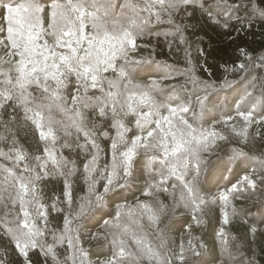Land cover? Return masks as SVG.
<instances>
[{"label": "snow or ice", "instance_id": "6c2138e0", "mask_svg": "<svg viewBox=\"0 0 264 264\" xmlns=\"http://www.w3.org/2000/svg\"><path fill=\"white\" fill-rule=\"evenodd\" d=\"M189 8L227 35L256 23L264 26V0H0V62L9 65L0 72V160L8 162L0 163V264H36L33 253L43 256L44 264H89L84 237L109 249L105 264H173L167 229L159 227L165 216L183 208L191 230L192 222L205 223L211 205L226 208L230 196L264 185V176L252 178L264 172V158L250 157L243 149L229 152L217 143L229 135L246 143L249 127L264 124V77L251 79L249 72L242 90L227 79L210 84L190 67L189 51L180 72L182 95L164 91L161 81L176 78L169 65H156L163 72L160 79L136 83L156 64L129 58L137 41L167 17L174 31L165 35L185 43L186 26L177 25L175 16ZM196 51L199 65L209 53ZM237 51L243 61L233 62V73L257 63L264 67V54L254 59L239 45ZM228 88L236 95L226 93ZM237 117L242 126H232L228 134L202 130L212 122L227 128ZM29 129L34 147L19 139V132ZM100 140L110 141L111 151L102 166ZM215 149L227 157L225 171L233 164L253 166L231 187L220 191L217 185L208 199L202 194L211 191L208 178L202 183L201 176H211L205 153ZM29 155L35 166L27 162ZM78 180L85 186L79 196L74 193ZM46 183H58L61 194L46 201ZM160 194L169 195L170 203ZM58 217L62 225L50 228ZM207 223L231 262L224 228L216 231ZM228 223L229 213L222 211V224ZM259 223L264 225V218ZM256 231L255 225L250 228ZM188 243L191 257L181 243L180 264H215L196 259L203 257L205 245ZM247 264H255L254 259Z\"/></svg>", "mask_w": 264, "mask_h": 264}, {"label": "trees", "instance_id": "16d2710c", "mask_svg": "<svg viewBox=\"0 0 264 264\" xmlns=\"http://www.w3.org/2000/svg\"><path fill=\"white\" fill-rule=\"evenodd\" d=\"M3 15L0 10V16ZM183 22L186 26L184 33L185 43H181L178 37L172 35H165V33L173 32L174 26L168 22L167 17L162 18V22H154L149 26L143 39L137 41V47L135 50L129 53L130 59H154L156 64L152 65L151 75L146 76L142 80H137L136 83H147L150 79H160L163 72L158 70L156 65H169L175 69V79L162 80V86L165 92H171L173 89L177 93H180L181 85L184 83V78L180 75L188 62V52H191L192 62L190 67L194 68L201 80H205L210 84L219 85L224 83L225 79L232 82L233 87L239 86L238 90H242L247 87V81L245 76L251 73V79L257 76L264 77V67H261L257 63L254 67H250L248 71L240 73H233L231 69L235 64H239L243 61V57H239L237 46L246 48L249 54L254 58H258L264 54V26L260 23L254 24L251 28H246L245 31H234L231 35H227L224 32L214 29L205 23L201 18L199 11L193 12L191 8L184 11L181 10L175 16V23L178 25ZM2 23V22H0ZM197 48H204L209 55L200 59L199 65L196 63ZM205 60L207 63H205ZM147 66V65H146ZM9 67L7 64L0 62V72L6 70ZM107 75L111 76L109 72ZM3 77H0L2 79ZM95 91V90H93ZM226 93L236 95L232 92L231 88L225 89ZM182 95V93H180ZM70 99V97H69ZM11 111V109H9ZM226 112L230 111L225 109ZM166 114V113H165ZM231 115L236 116L234 110H231ZM226 117H221L224 119ZM259 119V116L256 117ZM243 121L238 117L229 121L226 128L223 123L212 122V124L204 125V131H214L218 134H228V129L232 126L240 128ZM134 125H129L133 127ZM91 128V125H88ZM249 139L245 143L237 140L233 135H229L228 140L217 141L220 148H227L229 152L231 149H243L246 155L250 157L264 158V124H253L248 129ZM3 132L0 130V135ZM112 135L115 132L112 131ZM130 135V134H129ZM19 139L25 147H34L35 138L29 129L27 132L20 131ZM81 141L83 142V134L81 133ZM101 148L104 152L101 154L100 165L102 166L106 160H110V141H99ZM205 158L210 161L208 166L211 171V176L208 177V173L204 172L201 176L202 183L208 178L207 187L211 191L202 193L208 199L214 198V193L217 191V185L219 190L223 191L224 186L231 187L232 184L237 183L242 179L245 174L251 173L252 164L240 165L233 164L229 170L225 171L224 164L227 157L220 149L213 150L211 155L205 153ZM30 165L35 166L36 162L29 155L28 161ZM0 163H8L7 161L0 160ZM78 163L82 167L83 157L81 156ZM245 167L248 168L247 173ZM259 176H264V172H259L253 179H259ZM172 181H170L171 183ZM243 188L244 185H241ZM85 186L82 180H78L74 184L75 195H83ZM171 191V189H170ZM45 200L50 197L55 199L59 196L60 185L58 183H46L44 186ZM178 194V190H177ZM160 199L165 204L170 203V196L166 194H160ZM142 200L149 199L147 197H141ZM233 209L236 210V215H232ZM222 211L229 213V223L227 225L222 224ZM56 215V214H53ZM205 223L200 226H196L192 222L191 230L188 229L185 221H190V215L185 213V210L181 208L176 215L165 216L159 227L161 229H167L166 235L168 240V246L171 249V255L173 256V264H180V261L176 254L180 251V245L183 243L185 248V255L191 257V253L187 250L189 248V240H192L194 244H203L206 247L200 249L204 252L203 257L196 259H204L209 261H215V264H247L249 259H254L255 264H264V225L260 224V220L264 218V185L257 184L255 189L246 188L241 193H237L230 196L228 205L223 208L219 203L211 205V210L206 211L204 214ZM211 221V224L215 227L216 231H219L221 227L225 231V241L228 245V250L232 253L233 260L230 262L227 258V254L223 253L219 247L220 238L214 239L215 233L213 227L209 226L207 221ZM62 217H58L51 221L49 227L55 228L62 225ZM257 227L255 234L250 232L252 226ZM146 227V224H145ZM151 232V229H147ZM50 239V238H49ZM243 242V243H241ZM82 246L87 251V260L89 264H105L110 258V252L107 247H98L97 241H88L86 237L82 238ZM212 248L213 251L209 254L208 249ZM63 252V249H60ZM254 254V256H253ZM12 260H16V256L11 257ZM33 260L36 264H44L43 256L38 253L32 254ZM184 264H189L186 260Z\"/></svg>", "mask_w": 264, "mask_h": 264}]
</instances>
